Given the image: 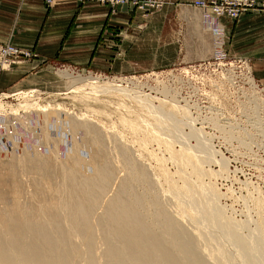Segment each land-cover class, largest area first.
I'll list each match as a JSON object with an SVG mask.
<instances>
[{
	"label": "rangeland",
	"instance_id": "374dc122",
	"mask_svg": "<svg viewBox=\"0 0 264 264\" xmlns=\"http://www.w3.org/2000/svg\"><path fill=\"white\" fill-rule=\"evenodd\" d=\"M255 1V9H264V0ZM167 11L169 20L155 21L138 51L123 54L132 55L138 68L46 64L27 85L0 88V121L17 117L26 128L30 110L62 105L114 131L153 172L170 210L201 234L211 260L264 264V83L258 63L228 50L225 23L193 0ZM206 14L222 31L207 25ZM167 43L169 51H155ZM163 57L169 60L160 62ZM89 76L114 89L85 86L80 80ZM243 238L245 245L239 244Z\"/></svg>",
	"mask_w": 264,
	"mask_h": 264
},
{
	"label": "bare ground",
	"instance_id": "6f19581e",
	"mask_svg": "<svg viewBox=\"0 0 264 264\" xmlns=\"http://www.w3.org/2000/svg\"><path fill=\"white\" fill-rule=\"evenodd\" d=\"M80 81L114 89L95 76ZM28 115L26 128L17 117L0 121V264H223L117 133L62 105Z\"/></svg>",
	"mask_w": 264,
	"mask_h": 264
},
{
	"label": "crops",
	"instance_id": "0c3cea01",
	"mask_svg": "<svg viewBox=\"0 0 264 264\" xmlns=\"http://www.w3.org/2000/svg\"><path fill=\"white\" fill-rule=\"evenodd\" d=\"M187 1L164 0L158 10L143 14L127 4L111 10L94 1L57 0L47 5L43 0H0V42L34 53L0 67V88H21L42 66L53 62L96 71L134 70L139 62L123 54L138 51L140 40L157 27L155 21L169 20L167 10ZM218 18L225 23L227 49L258 63L264 83V9H252L238 19ZM163 47L155 51H169L171 44ZM168 60L163 57L160 62Z\"/></svg>",
	"mask_w": 264,
	"mask_h": 264
},
{
	"label": "built area",
	"instance_id": "2783aa9c",
	"mask_svg": "<svg viewBox=\"0 0 264 264\" xmlns=\"http://www.w3.org/2000/svg\"><path fill=\"white\" fill-rule=\"evenodd\" d=\"M45 4L51 5L57 0H43ZM79 2L94 1L106 4L111 10H115L122 4H127L140 13L147 14L159 9L164 0H77ZM195 4L209 10L212 14L219 17L225 15L232 19H238L244 13L258 7L255 0H194ZM264 7V2L262 4ZM34 53L12 43L0 42V66L9 67L12 63L28 59ZM245 62V61H244ZM89 70V69H88Z\"/></svg>",
	"mask_w": 264,
	"mask_h": 264
}]
</instances>
